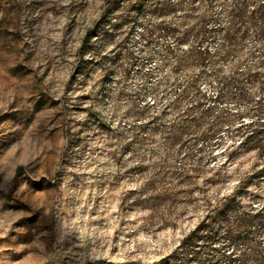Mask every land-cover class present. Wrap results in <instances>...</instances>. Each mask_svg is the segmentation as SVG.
Instances as JSON below:
<instances>
[{"label":"rangeland","instance_id":"1","mask_svg":"<svg viewBox=\"0 0 264 264\" xmlns=\"http://www.w3.org/2000/svg\"><path fill=\"white\" fill-rule=\"evenodd\" d=\"M189 1L0 0V264H162L233 194L243 173L220 164L241 142L229 131L264 108V42L254 29L223 31L233 0L160 13ZM199 21L220 31L204 43L210 57L179 69L191 48L159 29L181 35ZM245 69L260 76L242 86L246 98L210 104L211 123L226 116L217 166L208 142L167 144L178 117L168 84L192 75L209 92L211 81ZM240 161L242 172L254 162ZM263 208L264 180L238 211Z\"/></svg>","mask_w":264,"mask_h":264},{"label":"trees","instance_id":"2","mask_svg":"<svg viewBox=\"0 0 264 264\" xmlns=\"http://www.w3.org/2000/svg\"><path fill=\"white\" fill-rule=\"evenodd\" d=\"M207 1L208 0H201ZM188 4H164L160 7L162 16L177 10H184ZM254 29L258 40L264 42V2L263 0H233L231 10L228 12V22L223 31ZM162 35L172 37L176 45L191 49L185 52L178 60L179 69L186 67L189 58L194 59L199 66L205 64L210 57L204 43L213 38L217 29L206 28L205 21H199L194 28L186 30L181 35L175 28L165 27L159 29ZM97 27L89 28L84 35L80 53L85 52L91 45V41L97 36ZM146 37L152 36V32L145 31ZM225 42L235 45V38L230 34L225 35ZM257 73L249 70H241L232 76H220L209 83V92L204 91L198 79L192 75H186L184 79L174 84H168L171 90L172 100L168 106L177 112L178 117L169 127L170 138L167 144L180 145L182 136L191 135V141L196 143L208 142L210 148V165L217 166L213 150L222 145L220 130L226 116L220 115L215 118V124L211 123L212 108L220 101L236 98H246L242 86L258 78ZM209 107L206 108V105ZM256 119L247 125H239L230 130L232 139L239 138L241 142L234 144L232 150L227 153L225 161L220 164L237 165L238 174L242 178L238 181L233 194L221 199V205L213 210H208L207 215L199 225L191 231L180 245L167 257L162 264H264V245L259 240L264 233V219L260 217L262 211L257 213H240L238 211L241 196L258 181L264 180V108L258 104L254 108ZM166 112L162 109L160 114ZM240 118V116H239ZM158 120V118H156ZM180 120L181 126H178ZM239 121V119L237 120ZM231 126L228 127V129ZM252 155L254 162L249 170L242 172L244 166L240 159ZM213 156V157H212ZM237 158H240L239 160ZM220 224L224 225L222 232L218 230ZM256 224L255 228L254 227Z\"/></svg>","mask_w":264,"mask_h":264}]
</instances>
